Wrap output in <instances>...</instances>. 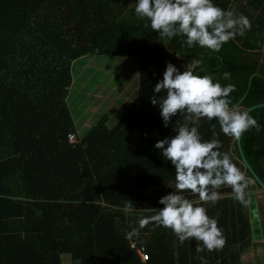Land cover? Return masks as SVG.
Wrapping results in <instances>:
<instances>
[{"label": "trees", "instance_id": "trees-1", "mask_svg": "<svg viewBox=\"0 0 264 264\" xmlns=\"http://www.w3.org/2000/svg\"><path fill=\"white\" fill-rule=\"evenodd\" d=\"M137 2L0 0V264H63V254L71 264H202L201 256L207 264H242L246 250L264 245V222L252 224L261 188L242 162L238 140L215 119L200 121L202 142L218 139V151L248 180L247 204L224 186L215 204L200 205L217 220L223 249L197 253V241L180 244L170 229L153 224L128 238L141 218L164 207L161 197L175 192V167L155 144L176 134L173 125L183 115L164 127L159 105L151 103L153 95L166 96L154 87L168 63L183 72L200 60L194 75L234 86L229 107L264 104V0H212L251 23L218 52L189 48L183 36L161 38L135 14ZM89 55L138 59L139 88L112 128L105 115L81 137L68 101L72 66ZM249 115L259 128L241 135L242 150L264 183V107Z\"/></svg>", "mask_w": 264, "mask_h": 264}, {"label": "clouds", "instance_id": "clouds-1", "mask_svg": "<svg viewBox=\"0 0 264 264\" xmlns=\"http://www.w3.org/2000/svg\"><path fill=\"white\" fill-rule=\"evenodd\" d=\"M135 14L150 22L151 29L161 38L185 37L184 43L191 48L199 45L212 52L220 51L222 45L237 34L243 35L250 29L249 19L236 16L232 10H222L212 0H138ZM148 26L147 24L145 25ZM201 64L195 60L189 70L179 71L168 63L163 79L156 83L154 93H166L162 100L155 95L153 105H159L164 127H168L177 114L183 115L182 122L173 125L174 136L159 140L155 148L175 167V192L160 198L163 208L155 214L139 220V228H133L128 238L139 235V229L153 224L155 227L170 229L180 244L197 241V253L222 250L226 239L218 222L207 215L201 204H215L221 199L217 191L227 186L232 189L233 198L247 204L245 189L248 180L245 174L231 161L228 154H222L220 141L212 139L202 142L198 127L202 119H215L221 132L239 140L250 128H259L257 121L239 107H229L228 99L234 86L222 87L210 76L200 77L192 69ZM224 73V78H229ZM213 126V136L215 132ZM191 192L198 200L185 198L181 193ZM202 264H207L203 256Z\"/></svg>", "mask_w": 264, "mask_h": 264}, {"label": "rangeland", "instance_id": "rangeland-1", "mask_svg": "<svg viewBox=\"0 0 264 264\" xmlns=\"http://www.w3.org/2000/svg\"><path fill=\"white\" fill-rule=\"evenodd\" d=\"M74 84L69 107L81 137L103 116L112 128L137 96L139 88V61L136 58L89 55L72 66ZM252 217L253 228L264 222V199L257 192ZM255 233V232H254ZM255 244L256 240L253 241ZM251 246L242 257V264H264V245ZM63 264H71V255H62Z\"/></svg>", "mask_w": 264, "mask_h": 264}, {"label": "water", "instance_id": "water-1", "mask_svg": "<svg viewBox=\"0 0 264 264\" xmlns=\"http://www.w3.org/2000/svg\"><path fill=\"white\" fill-rule=\"evenodd\" d=\"M257 75L258 74H254V75L251 76L250 82H249V87L251 86L252 79L255 76H257ZM236 107H238V106H236ZM262 107H264V104H259V105H256V106H253V107H250V108L246 109V112L248 114H250V112H252V111H254L256 109L262 108ZM237 145H238L239 153H240L241 158H242V162H243L244 166L247 168V170L249 171V173L252 175V177L255 180V182L260 186L261 195H262V197L264 199V183L260 180L258 175L255 173V171L253 170V168L250 166V164L248 163L247 159L245 158L244 152L242 150V145H241V137L237 141Z\"/></svg>", "mask_w": 264, "mask_h": 264}, {"label": "built area", "instance_id": "built-area-1", "mask_svg": "<svg viewBox=\"0 0 264 264\" xmlns=\"http://www.w3.org/2000/svg\"><path fill=\"white\" fill-rule=\"evenodd\" d=\"M77 141H78V138H77L76 134H73V133H72V134L69 135V142H70V143L74 144V143H76ZM132 247L134 248L135 245L132 244ZM138 253H139V256H140V258H141V260H142L143 262H146V261L148 260L149 255H148V253L145 251L144 248H140V249H138Z\"/></svg>", "mask_w": 264, "mask_h": 264}, {"label": "crops", "instance_id": "crops-1", "mask_svg": "<svg viewBox=\"0 0 264 264\" xmlns=\"http://www.w3.org/2000/svg\"><path fill=\"white\" fill-rule=\"evenodd\" d=\"M78 130V129H77ZM78 132V135H79V131H77Z\"/></svg>", "mask_w": 264, "mask_h": 264}]
</instances>
